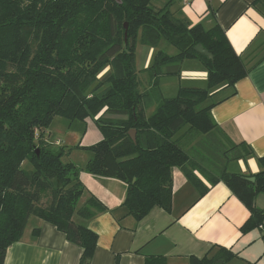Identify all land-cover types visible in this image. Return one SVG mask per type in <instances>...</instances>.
<instances>
[{
    "label": "trees",
    "instance_id": "obj_1",
    "mask_svg": "<svg viewBox=\"0 0 264 264\" xmlns=\"http://www.w3.org/2000/svg\"><path fill=\"white\" fill-rule=\"evenodd\" d=\"M152 1L0 0V264L29 216L54 226L80 247L78 264H89L96 249L97 235L73 217L89 220L106 208L92 196L78 207L84 193L79 169L46 141L55 116L84 122L99 115L95 124L101 139L78 146L91 154L84 170L126 184L121 207L135 220L154 207L170 211L173 167L204 195L207 188L194 174L197 165L210 185L222 182L249 211L242 234L264 229V209L254 206L256 196L264 195V157L258 158L261 170L251 183L226 170L228 162L251 154L243 144L220 147L217 140L212 151L204 144L197 164L182 144L218 132L210 114L216 103L207 104L210 94L234 87L248 69L219 26L190 27L167 5L154 9ZM255 4L264 10V0ZM160 42L176 53H155L146 70L150 88L141 91L136 45L157 48ZM197 45L212 58L197 53ZM189 59L204 66L206 87L179 88L170 98L158 95L155 111L146 117L143 104L157 93L158 79L178 77L181 63ZM183 128L185 133L174 138ZM236 257L230 249L218 248L211 257H190L189 264H226ZM144 264L166 260L147 257Z\"/></svg>",
    "mask_w": 264,
    "mask_h": 264
},
{
    "label": "crops",
    "instance_id": "obj_2",
    "mask_svg": "<svg viewBox=\"0 0 264 264\" xmlns=\"http://www.w3.org/2000/svg\"><path fill=\"white\" fill-rule=\"evenodd\" d=\"M256 1H152L154 9L159 10L167 5L166 9L174 17L185 19L190 27L201 25L209 30L215 25L219 26L235 54L245 63L247 76L234 87L216 89L207 101V104L216 103L210 114L218 132L182 144L186 151L192 153V161L196 164L203 159L199 152L203 151L204 144L206 151H212L211 146L217 144V140L220 147L243 144L251 154L228 162L226 170L246 178L260 172L258 158L264 157V10L255 4ZM158 50L168 55L176 53L173 47L164 42H160L157 48L140 43L136 45L135 68L141 91L150 88L151 76L146 70ZM205 87L204 66L195 59L184 60L178 77L163 75L158 79L159 90L143 104L144 115L149 117L153 114L158 95L170 98L176 95L179 88ZM96 118L89 121L96 125ZM186 130L183 128L174 138H180ZM100 139L101 134L92 131L89 138L85 136L84 142L79 143L82 146H78L89 147ZM46 141L51 148H63L62 142L50 141L49 130L46 131ZM81 154L83 157L72 161L79 169L78 181L84 187L78 207L92 196L106 208L105 212L89 220L73 217L74 222L85 225L97 235L96 249L89 264H115L116 260L117 264H144L147 257H163L166 264H189L190 257H211L218 248L230 249L237 255L226 263L233 264L247 261L244 254L256 242L264 240V229L241 233V227L250 217L249 211L222 182L210 185L197 165L194 174L207 188L204 195L200 196L180 168L173 167L170 211L154 207L144 218L135 220L121 207L126 196V184L115 178L87 173L84 168L91 154ZM254 206L264 209V195L256 196ZM36 231L37 234L34 233ZM81 252L80 247L66 241L54 226L29 216L18 241L6 250L4 264H78ZM260 258L252 264H258Z\"/></svg>",
    "mask_w": 264,
    "mask_h": 264
},
{
    "label": "rangeland",
    "instance_id": "obj_3",
    "mask_svg": "<svg viewBox=\"0 0 264 264\" xmlns=\"http://www.w3.org/2000/svg\"><path fill=\"white\" fill-rule=\"evenodd\" d=\"M152 6H154V4ZM103 73L105 74L106 72H102V76L104 75ZM155 89L156 91L159 90L157 86ZM89 119L91 118L86 119L84 122H70L63 116H55L50 122L48 126V130L50 131V141H60L63 145V148L52 147L51 149L55 152L62 150L64 152V161L67 160V162L73 163L72 161L74 159L83 157V154L81 153L88 152L84 149H79V143L84 142L85 136L89 138L92 134V131L95 133L99 132L98 127L89 121ZM47 201V199H43L42 204H46ZM259 256H261V258L259 259L258 264H264V240H259L256 242L255 246H253L252 249L244 254V258L247 261H237L233 264H252L256 259H258Z\"/></svg>",
    "mask_w": 264,
    "mask_h": 264
},
{
    "label": "water",
    "instance_id": "obj_4",
    "mask_svg": "<svg viewBox=\"0 0 264 264\" xmlns=\"http://www.w3.org/2000/svg\"><path fill=\"white\" fill-rule=\"evenodd\" d=\"M114 1H116V2H118V0H114ZM126 27H127V25L126 24H124V29H126ZM194 50L197 52V53H199V54H201V55H203V56H205V57H207V58H209V59H211L212 58V55L210 54V53H208L205 49H203V47L201 46V45H197L195 48H194ZM129 135H130V137H131V139L134 141V137H135V132L132 130V131H130L129 132ZM246 180L247 181H249V182H254V178H252V177H250V178H246Z\"/></svg>",
    "mask_w": 264,
    "mask_h": 264
}]
</instances>
